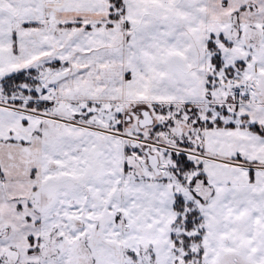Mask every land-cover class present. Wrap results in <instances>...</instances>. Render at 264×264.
Returning <instances> with one entry per match:
<instances>
[{"label":"snow or ice","instance_id":"snow-or-ice-1","mask_svg":"<svg viewBox=\"0 0 264 264\" xmlns=\"http://www.w3.org/2000/svg\"><path fill=\"white\" fill-rule=\"evenodd\" d=\"M0 264H264V0H0Z\"/></svg>","mask_w":264,"mask_h":264}]
</instances>
